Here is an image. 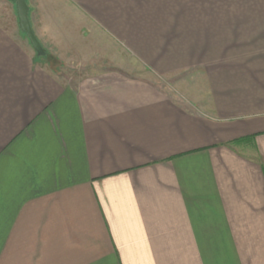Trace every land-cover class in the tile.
Instances as JSON below:
<instances>
[{
	"label": "crops",
	"instance_id": "obj_1",
	"mask_svg": "<svg viewBox=\"0 0 264 264\" xmlns=\"http://www.w3.org/2000/svg\"><path fill=\"white\" fill-rule=\"evenodd\" d=\"M26 2L84 70L0 0V264H264V0Z\"/></svg>",
	"mask_w": 264,
	"mask_h": 264
},
{
	"label": "rangeland",
	"instance_id": "obj_2",
	"mask_svg": "<svg viewBox=\"0 0 264 264\" xmlns=\"http://www.w3.org/2000/svg\"><path fill=\"white\" fill-rule=\"evenodd\" d=\"M83 36L80 38L74 39V43H75L76 47L78 48L77 51H79L80 53H81V51L86 49L85 48V37H83ZM85 36H86V34H85ZM90 41L93 42L94 44L99 45L98 48H95L99 52L92 50V52H94V53H97V52L99 53V56L97 57L99 59L98 65L101 66V68H99V70L103 69V68H109V67H111L110 64L113 63L112 64L113 67L122 69L127 74H129L130 76L141 77V78H145L148 80L151 79L157 85L164 88L165 90H169V88L174 86V83L171 82L173 77H170V78H172L171 80L167 79V78L160 79L157 77H153L150 74V72L141 63H139L136 59H134L124 49H121L119 46H117L107 36H104L101 33H95V38L93 37V39ZM63 49H64V47H63ZM69 52L72 53L73 57H75V58L78 56L77 55L78 52L76 53L72 49H69ZM87 54H91V51L87 52ZM45 56H47V59H46L47 63H45V65H47L48 68L52 71H55V70H63L64 71L65 70V72L66 71L69 72L70 70H75V71L84 70V66H82V65H76L75 66V64L70 65L68 63L65 65V63H63L62 61H59L56 57H54L52 55L48 56L47 52H45L44 55L39 56V57H42V59L44 60ZM88 56L90 57V55H88ZM71 66H73V67H71ZM180 75L183 77L187 76L190 79L192 77V73H190V72H188L187 74L182 73ZM177 77H178V75L175 76V78H177Z\"/></svg>",
	"mask_w": 264,
	"mask_h": 264
},
{
	"label": "water",
	"instance_id": "obj_3",
	"mask_svg": "<svg viewBox=\"0 0 264 264\" xmlns=\"http://www.w3.org/2000/svg\"><path fill=\"white\" fill-rule=\"evenodd\" d=\"M15 5L20 30L25 33L36 54L38 56L44 55L45 50L42 47L39 39L33 32L32 26L28 18V5L26 0H15Z\"/></svg>",
	"mask_w": 264,
	"mask_h": 264
}]
</instances>
